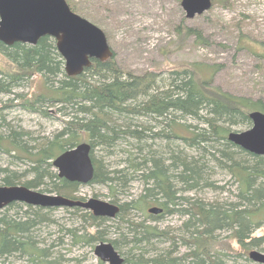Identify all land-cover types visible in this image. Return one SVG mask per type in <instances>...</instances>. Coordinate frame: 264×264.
I'll return each mask as SVG.
<instances>
[{"label": "trees", "instance_id": "obj_1", "mask_svg": "<svg viewBox=\"0 0 264 264\" xmlns=\"http://www.w3.org/2000/svg\"><path fill=\"white\" fill-rule=\"evenodd\" d=\"M182 26L178 32L182 33ZM184 31L202 38L197 30ZM0 53L15 66L9 72L0 68V93H11L25 79L41 75L46 89L32 101L17 94L21 105L41 111L44 103L56 104L70 117L52 136H34L12 125L0 108V152L29 161L24 171L0 166V185L43 186L42 191L85 200L79 194L82 184L60 177L53 161L67 149L89 142L95 174L88 184L107 185L114 196L112 202L120 206L114 218L95 216L78 206L66 207L78 224L60 225L59 231L68 233L73 244L95 247L108 240L120 253L126 249L121 253L122 264H227L224 257L229 255L218 251V232L226 231L245 260H250L253 248L264 251V235H254L264 226V156L228 138L234 127L251 126L252 111L264 112V99L214 86L211 79L219 65L199 63L174 69L162 79L152 72L124 70L114 53L108 60H93L80 75H68L56 40L48 35L35 45L0 41ZM42 113L49 115L45 110ZM178 141L197 154L183 149ZM121 143L129 145L121 149L126 155L115 165L106 162ZM216 168L238 183L236 199L232 196L221 202L200 197L206 189L217 187L213 180ZM29 173L33 177L23 179ZM134 180L143 183V190L133 199L118 202V193L125 192ZM155 206L162 211L151 213L149 209ZM55 209L22 202L1 208L0 262L81 264L79 259L65 263L56 250L64 246V235L49 240L43 236V226L58 223ZM173 213L185 217L178 230L156 224ZM111 230L117 233L116 239H108ZM181 245L186 246L184 251Z\"/></svg>", "mask_w": 264, "mask_h": 264}, {"label": "rangeland", "instance_id": "obj_2", "mask_svg": "<svg viewBox=\"0 0 264 264\" xmlns=\"http://www.w3.org/2000/svg\"><path fill=\"white\" fill-rule=\"evenodd\" d=\"M67 2L74 12L106 32L113 55L115 53L116 63L124 70L138 74L152 72L166 79L174 69L181 70L199 63L217 64L219 67L216 70L211 69L215 71L211 79L214 86H221L236 94L264 99V0H213L210 9L194 18L186 17L181 0H67ZM180 25H183L184 30L191 28L199 31L203 39L195 33L187 35L184 30L182 33L178 32L177 27ZM14 67L6 56L0 53V68L9 72L14 71ZM206 74L209 77L211 75L210 72ZM45 86L43 76L33 75L25 79L24 84L17 86L13 92L0 93V108L7 120L21 131L32 132L34 136H52L61 130L65 121L70 118L58 110L60 105L44 103L41 111L32 110L21 105L22 101L17 99V94H23L32 101L37 93H42L46 89ZM42 110L47 111L49 115L42 113ZM188 121L197 123L191 119ZM250 127L238 126L233 130L242 131ZM177 143L182 145L180 141ZM120 146L113 155L106 158V162L115 165L125 154L121 149L129 147L122 143ZM181 147L192 154H197L194 149L185 148L184 145ZM135 153L137 154L136 151ZM0 166L24 171L29 168V161L16 159L2 151ZM32 175L29 173L23 179H31ZM213 180L217 187L206 189L200 197L207 201L222 202L237 193L238 183L227 172L216 168ZM42 187L36 190H44ZM142 190L143 183L134 180L124 190L125 192L118 193V202L133 199ZM79 194L86 199L95 197L111 202L114 199L110 188L104 184L81 185ZM233 199L236 197L233 196ZM53 215L58 223L43 226L42 232L47 240L48 237L56 239L64 235V246L56 247L58 253L64 256V262L75 263L76 259H79L81 264H99L101 259L95 255V247L87 243L73 244L68 233L59 231L60 225L69 227L78 224L77 220L72 219L67 208L56 207ZM129 215L138 220L143 219L139 213L129 212ZM184 219L185 217L173 213L161 217L156 224L162 229L178 230ZM91 231L94 229L91 228ZM110 232L108 239L118 237L113 230ZM218 234L221 240L218 251L229 255L224 257L227 264H259L238 255L242 254L239 253L241 248L236 242L227 239L228 232L219 231ZM254 235H264V226L257 228ZM184 247L186 246L181 245L180 250L184 251ZM120 251L123 254L121 249Z\"/></svg>", "mask_w": 264, "mask_h": 264}, {"label": "water", "instance_id": "obj_3", "mask_svg": "<svg viewBox=\"0 0 264 264\" xmlns=\"http://www.w3.org/2000/svg\"><path fill=\"white\" fill-rule=\"evenodd\" d=\"M187 18L202 14L213 5V0H181ZM55 38L59 53L65 61L68 75H80L93 60L105 61L113 56L106 32L90 20L74 12L67 0H0V41L37 44L43 36ZM250 128L233 130L228 138L233 143L256 155L264 156V112L252 111ZM92 146L81 142L58 155L53 165L60 177L82 185L93 180L95 165ZM13 202L41 207H81L95 216L114 218L120 206L111 201L90 197L74 199L62 194L42 192L26 185H0V209ZM157 214L162 208L149 209ZM95 255L109 264H122L124 257L110 241L95 246ZM250 259L264 264V252L252 249Z\"/></svg>", "mask_w": 264, "mask_h": 264}]
</instances>
